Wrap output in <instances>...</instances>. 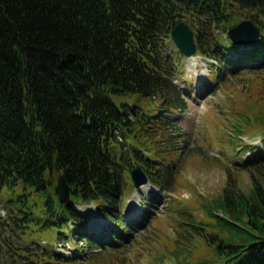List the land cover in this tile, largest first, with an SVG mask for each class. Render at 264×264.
I'll return each mask as SVG.
<instances>
[{"label":"trees","instance_id":"obj_1","mask_svg":"<svg viewBox=\"0 0 264 264\" xmlns=\"http://www.w3.org/2000/svg\"><path fill=\"white\" fill-rule=\"evenodd\" d=\"M243 18L254 21L259 37L234 44L227 30ZM180 20L197 54L212 60L213 78L264 68V0H0V192L11 194L0 216V264H77L124 247L133 222L124 217L122 196L136 163L159 191L173 190L175 163L158 157L156 143L173 134L169 113L187 108L174 81L182 54L164 53ZM148 138L153 150L144 145ZM260 140L243 147L238 168L225 167L221 192L204 205L214 223L182 217L213 253L189 264H264ZM243 172L247 191L238 184ZM58 173L70 187L66 202L54 193ZM87 203L106 220L100 233L77 208ZM6 231L51 232L63 246L73 240L75 253L50 243L42 249L6 243Z\"/></svg>","mask_w":264,"mask_h":264},{"label":"rangeland","instance_id":"obj_2","mask_svg":"<svg viewBox=\"0 0 264 264\" xmlns=\"http://www.w3.org/2000/svg\"><path fill=\"white\" fill-rule=\"evenodd\" d=\"M166 41L165 54L178 51L171 37ZM193 57L197 61L195 65L189 58L181 56L174 75L175 83L186 94L187 108L169 113L173 125L167 132L173 134L167 141L159 135L156 143L158 157L167 163H175L177 173L173 190L159 191L151 182L134 188L129 173L126 174L122 209L126 221L133 222L131 239H126L125 246L118 251L98 253L89 261L81 258L77 264H189L197 259L212 258L211 245L195 238L182 223V217L187 215L195 221L214 223L204 205L221 192L227 179L225 167L238 168L236 160L243 147L261 144L260 139L264 137V122L260 117L264 113V68L217 80L209 73L208 64L212 60L200 55ZM148 140L152 143L150 138ZM151 143L144 145L153 150L156 146ZM248 155L242 152L243 157ZM238 184L244 191L249 189L246 173L239 176ZM152 193L156 194L153 200ZM8 200L11 202V194L2 190V217L10 206ZM77 208L91 221L89 227L95 233H100L107 225L92 203L77 204ZM92 214L98 219L96 223L90 218ZM143 220L144 224L134 226L135 221ZM183 229L184 235L181 234ZM4 238L6 243L13 241L19 246L31 245L40 249L50 243L54 251L65 255H73L76 249L73 240L64 246L55 242L51 232L19 237L6 231ZM27 264L33 262L28 260ZM36 264L57 263L37 259Z\"/></svg>","mask_w":264,"mask_h":264},{"label":"water","instance_id":"obj_3","mask_svg":"<svg viewBox=\"0 0 264 264\" xmlns=\"http://www.w3.org/2000/svg\"><path fill=\"white\" fill-rule=\"evenodd\" d=\"M257 16L258 14L255 13ZM172 41L185 57H193L196 45L193 34L187 23L178 21L170 31ZM227 35L234 44L253 43L259 37V31L251 18H243L227 30ZM135 188L149 182L148 175L140 163L135 164L129 171ZM54 193L59 201L66 202L70 198V187L63 173H58L54 184Z\"/></svg>","mask_w":264,"mask_h":264},{"label":"bare ground","instance_id":"obj_4","mask_svg":"<svg viewBox=\"0 0 264 264\" xmlns=\"http://www.w3.org/2000/svg\"><path fill=\"white\" fill-rule=\"evenodd\" d=\"M253 22H254V21H253ZM255 25H256V24H255ZM256 27H257V26H256ZM189 62H191L192 65H195L197 61H196V58H195V57H190V58H189ZM144 185H148V184H144ZM144 185H142V186H144ZM142 186H141V187H142ZM91 219H92V220H96L97 218H96V216H95L94 214H92V215H91Z\"/></svg>","mask_w":264,"mask_h":264}]
</instances>
